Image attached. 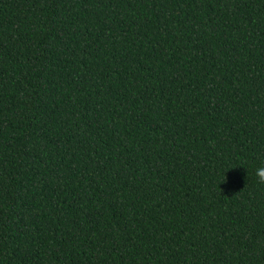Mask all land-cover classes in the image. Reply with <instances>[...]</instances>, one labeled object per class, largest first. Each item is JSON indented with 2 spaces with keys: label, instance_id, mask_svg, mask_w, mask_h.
<instances>
[{
  "label": "trees",
  "instance_id": "16d2710c",
  "mask_svg": "<svg viewBox=\"0 0 264 264\" xmlns=\"http://www.w3.org/2000/svg\"><path fill=\"white\" fill-rule=\"evenodd\" d=\"M0 264H264V0H0Z\"/></svg>",
  "mask_w": 264,
  "mask_h": 264
}]
</instances>
